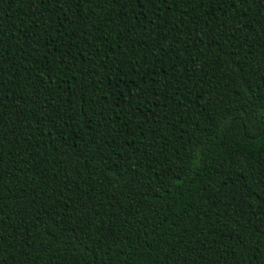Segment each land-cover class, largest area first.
<instances>
[{"label": "trees", "instance_id": "16d2710c", "mask_svg": "<svg viewBox=\"0 0 264 264\" xmlns=\"http://www.w3.org/2000/svg\"><path fill=\"white\" fill-rule=\"evenodd\" d=\"M0 264H264V0H0Z\"/></svg>", "mask_w": 264, "mask_h": 264}, {"label": "snow or ice", "instance_id": "6c2138e0", "mask_svg": "<svg viewBox=\"0 0 264 264\" xmlns=\"http://www.w3.org/2000/svg\"><path fill=\"white\" fill-rule=\"evenodd\" d=\"M165 2L167 3V0H165ZM0 39H3V37L0 36ZM262 176H264V174H262ZM0 259H3V257H0Z\"/></svg>", "mask_w": 264, "mask_h": 264}]
</instances>
